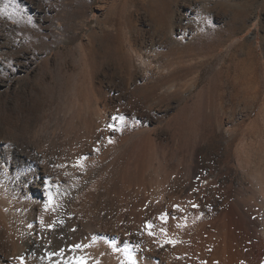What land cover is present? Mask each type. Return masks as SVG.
<instances>
[{
  "label": "rangeland",
  "instance_id": "rangeland-1",
  "mask_svg": "<svg viewBox=\"0 0 264 264\" xmlns=\"http://www.w3.org/2000/svg\"><path fill=\"white\" fill-rule=\"evenodd\" d=\"M134 4V0H0L2 157L9 159L14 144L38 137L42 141L46 139L44 142L53 138V142L63 148L65 155L61 158L67 156L65 162L61 159L60 171H64L63 175L65 172L67 176L74 175L82 185L77 198L87 194L91 200L83 208L84 217L81 216L82 221L89 223V233L92 232L87 243L96 239L108 247L111 245L115 251L122 254L124 251V256L128 254L125 257L128 261L131 257L139 264H201L212 254L209 244L214 245L218 238L209 239L201 231L209 228L206 223L210 203L215 198L227 195L226 198L241 202V213L253 212L244 214L250 215L247 220L250 219L255 231H262L264 210L255 214L257 210L246 206L259 200L255 184L258 180L264 181V0H139V4ZM145 8L150 9L154 17ZM178 21L179 28L183 27L178 33L185 31L171 43L169 33ZM146 45L147 48L152 45L150 50L157 54L154 62L160 64V75L155 74L153 78L159 83L153 94L139 92L142 98L136 97L140 102L135 100L133 106L128 96L135 87L144 86L139 76L143 65L136 52ZM127 67L140 70L129 84L125 80L122 88L118 81L115 84L113 77L121 76L117 70ZM96 87L99 88L96 90ZM118 87L125 96L120 95L122 89ZM170 87L172 90H168ZM138 91H133V96L139 95ZM141 102H144L143 113L144 109L135 106ZM97 105L102 114L112 112L119 105L120 109H116L121 114L115 110L113 116L120 114L123 121L115 119L112 125L108 123L111 127L95 124L92 113ZM101 107H107L106 112ZM183 117L187 118L186 124ZM148 133L154 143L148 142L143 156L141 146ZM109 139L111 143H119H113L114 147L108 148L110 152H104L106 156L101 158L106 159L102 167L97 163L94 167L77 166L70 171L68 159L76 149L81 151L80 158H87L89 143L93 147ZM98 156L89 160H100ZM167 191L172 199L174 197L171 200L174 212L171 210L168 215L171 221H176L172 222L176 224L173 229L168 225L158 227L155 220L152 222V214L145 213L142 218L137 212L140 208L144 211L146 206L145 211L151 210L149 204L142 206L144 202L158 205ZM111 196L117 199L119 207L115 203L116 212L110 214L108 200ZM55 197L56 200L61 198ZM229 214L234 217L232 210ZM195 215H200L203 222L195 219ZM202 223L206 227L202 228L205 226ZM147 225L151 228L147 229ZM202 245L210 250H204Z\"/></svg>",
  "mask_w": 264,
  "mask_h": 264
},
{
  "label": "bare ground",
  "instance_id": "bare-ground-1",
  "mask_svg": "<svg viewBox=\"0 0 264 264\" xmlns=\"http://www.w3.org/2000/svg\"><path fill=\"white\" fill-rule=\"evenodd\" d=\"M133 1V0H132ZM131 2V0H130ZM146 2V1H145ZM143 2V3H145ZM134 3L137 5L139 4V0H134ZM134 4V5H135ZM142 4V3H141ZM148 4V3H147ZM133 6V5H132ZM145 6V4H144ZM155 6V5H154ZM162 7V6H161ZM153 8V7H151ZM135 9V8H134ZM136 9L139 11V6ZM146 11L153 14L150 9L145 8ZM163 10V9H162ZM135 11V10H134ZM156 11V10H154ZM137 12V11H136ZM177 13V12H176ZM180 13V12H179ZM173 14V13H172ZM154 17V14L151 15ZM174 16V15H173ZM182 16V15H181ZM162 17V16H161ZM171 16L168 15L166 18H170ZM151 18V17H149ZM165 18V17H164ZM174 18V17H173ZM156 19V18H155ZM172 19V18H171ZM179 19V18H178ZM173 20V19H172ZM157 21V20H155ZM164 23V21L162 22ZM172 23V22H171ZM174 29L170 30L169 36H170V42L174 43L175 40L182 36L181 34L185 29H183L182 33H178L183 28H179L181 25L180 21L176 23ZM163 25V24H161ZM158 27V26H157ZM170 27V26H169ZM185 28V27H184ZM185 34V33H184ZM6 36V35H5ZM4 36V37H5ZM253 37V36H252ZM132 37H130L131 39ZM133 39V38H132ZM169 39V38H168ZM252 39V38H251ZM135 41V39L133 40ZM131 42V41H130ZM129 42V43H130ZM134 43V42H132ZM129 46V45H128ZM134 46V44H133ZM133 46H129L133 48ZM150 48H152V45H149ZM145 49H138L136 52L137 57L140 59L142 70L139 72V76L141 78L140 81H143L144 86L135 87L131 93L130 96H128V101L134 106L133 102L136 100V97H141V94L139 92H145L144 94L151 93L153 94L154 91L157 89L159 81L155 77V74H159L160 70V64L156 61L157 54L153 52V50H150V48ZM134 51V50H133ZM136 51V50H135ZM134 54V53H133ZM152 61H151V60ZM97 64V63H96ZM121 66V65H120ZM119 66V67H120ZM123 67V66H121ZM135 67V66H134ZM137 67V66H136ZM7 69V68H5ZM121 68H119L117 73H121V76L113 77L116 79L115 84L118 83L122 86H125V80L128 81L127 84H129V81L135 77L134 75L138 73V69H132L127 67V69L122 68V71H120ZM140 70V69H139ZM158 70V71H157ZM164 70V68H163ZM162 70V71H163ZM12 72V71H11ZM111 74V73H110ZM116 74V73H115ZM117 75V74H116ZM119 75V74H118ZM137 75V74H136ZM160 75V74H159ZM158 76V75H156ZM138 77V76H136ZM110 78V77H109ZM125 78V79H124ZM158 78V77H157ZM161 78V77H160ZM114 79V80H115ZM138 79V78H137ZM93 80V79H92ZM84 81V80H83ZM132 81V80H131ZM87 82V81H86ZM113 83V82H112ZM131 83V82H130ZM142 83V82H141ZM81 84V83H80ZM134 84V83H133ZM139 84V83H138ZM91 85V84H90ZM89 85V86H90ZM96 85V84H95ZM109 85V84H108ZM114 85V84H113ZM131 85V84H130ZM188 85V84H187ZM86 86V85H85ZM92 86V85H91ZM94 86V85H93ZM100 87V85H98ZM116 86V85H115ZM119 86V85H117ZM129 85H127L128 87ZM135 86V85H134ZM87 87V86H86ZM96 87V90L97 88ZM120 87V86H119ZM118 87V88H119ZM126 87V89H127ZM188 86H186L187 88ZM191 87V86H189ZM193 87V86H192ZM84 88V86H83ZM88 88V87H87ZM121 88V89H122ZM165 88V87H164ZM81 89V88H80ZM116 89V88H115ZM120 89V88H119ZM120 89V90H121ZM136 96L133 91L138 90ZM84 90V89H83ZM86 90V89H85ZM84 90V91H85ZM105 90V89H104ZM118 90V89H117ZM165 90V89H164ZM168 90H172L170 87ZM187 90V89H186ZM87 91V90H86ZM99 91V90H98ZM102 91V90H101ZM100 93H103L101 92ZM110 91V90H109ZM125 91V90H124ZM130 91V90H129ZM121 92V91H119ZM126 92V91H125ZM128 92V91H127ZM170 92V91H169ZM86 93V92H85ZM108 93V92H107ZM122 92L120 95H122ZM142 93V94H143ZM162 93V92H161ZM82 94V93H81ZM94 94V92H93ZM97 94V93H96ZM128 94V93H127ZM126 94V95H127ZM105 95V94H104ZM117 95V94H116ZM129 95V94H128ZM167 95V94H166ZM74 96V95H73ZM84 96H86L84 94ZM83 96V97H84ZM100 96V95H99ZM125 96V94H124ZM102 97V96H101ZM121 98V96H119ZM123 97V96H122ZM103 98V97H102ZM101 98V100H102ZM140 98V99H141ZM113 99V98H112ZM123 99V98H122ZM138 99V98H137ZM174 99V98H173ZM111 100V99H110ZM252 100V99H251ZM120 101V100H119ZM127 101V105L128 104ZM139 101V100H138ZM136 100L135 102L138 103ZM170 101V100H169ZM112 102V101H111ZM140 102V101H139ZM119 103V102H118ZM144 102H141V104H136V109L142 110ZM97 104V103H96ZM105 104V102H104ZM125 104V103H124ZM83 105V104H82ZM139 105V106H138ZM77 106V105H76ZM103 106V105H102ZM119 107V105H117ZM116 106L117 109H120ZM130 106V105H129ZM128 106V107H129ZM132 106V107H133ZM95 107V106H91ZM89 107V108H91ZM98 107V105H97ZM94 108V120L95 124L104 125L108 123H114L116 121L113 119L115 116H113V113L115 110L109 112V113H101L99 110V107ZM121 107V106H120ZM144 107V106H143ZM251 107V106H250ZM105 109L106 112V108ZM111 108V107H110ZM113 108V107H112ZM235 108V107H234ZM238 108V107H237ZM240 108V107H239ZM244 108V107H243ZM86 109V108H85ZM133 109V108H132ZM135 109V107H134ZM230 109V108H229ZM241 109V108H240ZM78 110V109H77ZM108 110V109H107ZM131 110V108H130ZM129 110V111H130ZM90 111V110H89ZM118 111V110H117ZM116 111V113H117ZM121 111V110H120ZM133 111V110H131ZM130 111V112H131ZM136 111V110H135ZM235 111V110H234ZM246 111V109H245ZM248 111V110H247ZM77 112V111H76ZM86 112V111H85ZM104 112V111H103ZM108 112V111H107ZM119 112V111H118ZM123 112V111H122ZM129 112V114H130ZM145 112L142 110L141 113ZM150 112V111H149ZM81 113V112H80ZM120 113V112H119ZM127 113V112H126ZM125 113V114H126ZM84 114V113H83ZM121 114V113H120ZM119 114V116H120ZM133 114V113H132ZM139 114V113H138ZM146 114H148L146 112ZM72 115V114H71ZM91 115V116H92ZM116 115V114H115ZM131 115V114H130ZM143 115V114H141ZM149 115V114H148ZM77 116V114H76ZM83 116V115H82ZM117 116V115H116ZM117 116V117H119ZM134 116V115H133ZM246 116V115H245ZM71 117V116H70ZM87 117V116H85ZM135 117V116H134ZM145 117V116H144ZM230 117V116H229ZM90 118V117H89ZM146 118L148 119L149 116L146 115ZM151 118V117H150ZM184 118V117H183ZM81 119V118H78ZM186 119L184 118L183 122L186 124ZM154 120V119H153ZM85 121V120H84ZM91 121V120H90ZM118 121V120H117ZM147 121V120H146ZM190 121V120H189ZM204 121V120H203ZM209 121V120H208ZM77 122V121H76ZM83 122V121H82ZM91 123V122H90ZM210 123V122H209ZM116 124V123H115ZM145 124V123H144ZM190 124V123H189ZM91 125H93L91 123ZM99 125V126H100ZM112 125V124H111ZM78 126V125H77ZM97 126V125H96ZM110 126V125H109ZM117 126V124H116ZM211 126V124H210ZM111 127V126H110ZM135 127V126H134ZM137 127V126H136ZM190 127V126H189ZM49 128V127H48ZM52 128V127H51ZM78 128V127H77ZM98 128V127H97ZM101 126L99 127V129ZM113 128V127H112ZM186 128V127H185ZM222 128V127H221ZM97 129V131L99 130ZM211 129V128H210ZM224 129V128H223ZM227 129V128H226ZM77 130V129H76ZM83 130V129H82ZM88 130V129H87ZM110 130V129H109ZM112 130V129H111ZM125 130V129H124ZM185 130V129H184ZM119 131V130H118ZM127 131H129L127 129ZM187 131V130H186ZM56 132V131H55ZM62 132V131H61ZM108 132V131H107ZM35 133V132H34ZM37 133V132H36ZM58 133V132H57ZM91 133V132H90ZM93 133V132H92ZM96 133V132H95ZM105 133V132H104ZM109 133V132H108ZM111 133V132H110ZM116 133V132H115ZM121 133V132H120ZM124 133V132H122ZM88 134V133H87ZM112 134V133H111ZM215 134V133H214ZM223 134V133H222ZM227 134V133H226ZM60 135V134H59ZM62 135V134H61ZM77 135V134H75ZM122 135V134H121ZM213 135V134H212ZM36 136V135H34ZM71 136V135H70ZM80 136V135H79ZM87 136V135H85ZM89 136V135H88ZM123 136V135H122ZM127 136V135H126ZM144 136V135H143ZM142 136V137H143ZM149 133L146 134V138H144L143 145L141 146L143 156L144 152L146 150V145L149 141L153 142L150 137ZM227 136V135H226ZM82 137V136H81ZM80 137V138H81ZM125 137V135H124ZM52 138V137H51ZM78 138V137H76ZM107 138V137H106ZM115 141L114 137H112ZM224 138V137H223ZM226 138V137H225ZM1 139V138H0ZM4 139V138H3ZM41 140H39V137L35 139L34 141H25L20 142L18 144H14L12 147V150L10 152V157L6 161L3 159L2 154L3 151L0 148V264H20V259L23 258L24 264H77L78 261H84V264H130V261H128L126 256L123 254L115 251V249L110 248L111 245L108 247L101 241H95L96 239H93L95 242L87 243V238L90 239L89 233L90 226L89 223L82 221L81 216L84 217V211L83 208L86 206L85 204H89V195H81L80 197H76L77 193L80 191L82 185L79 184L78 181H76L72 174L71 176H67L65 173L63 175V172L60 171V165H61V155H65L64 151L62 153L60 145L53 142V138H48L47 142H44L45 140L40 137ZM64 139V138H63ZM79 139V138H78ZM77 139V140H78ZM117 139V138H116ZM119 139V138H118ZM28 140V139H27ZM70 140V139H68ZM83 140V139H82ZM128 140V139H127ZM62 141V140H61ZM66 141V139H65ZM73 141V140H72ZM86 141V140H85ZM110 141V139H109ZM118 141V140H117ZM120 141V140H119ZM82 142V141H81ZM94 142V141H93ZM142 142V141H141ZM150 142V143H151ZM76 143V142H75ZM74 143V144H75ZM80 143V142H79ZM99 143V142H98ZM115 145L119 142H113ZM113 143H109L107 140L105 142L102 141L96 146H91L90 143L87 145L86 152L89 154V157H93L94 159L99 157L97 161L89 160V157L87 158H80L81 151L77 150L72 153L70 159L68 161L71 163L70 171L75 169L74 165H77V162L80 161L83 166L85 167H94L95 165L100 164L104 162V159H102V155L106 154V150L109 151L110 148L114 147ZM121 143V142H120ZM123 143V142H122ZM154 143V142H153ZM82 144V143H81ZM94 144H97L94 143ZM93 145V144H92ZM118 145V144H117ZM154 145V144H153ZM68 146V145H67ZM75 146V145H74ZM149 146V144H148ZM151 146V145H150ZM71 147V146H70ZM81 147V146H80ZM205 147V146H204ZM66 148V147H65ZM68 148V147H67ZM109 148V149H108ZM119 148V147H118ZM125 148V147H124ZM248 148V147H247ZM117 149V148H116ZM123 149V148H122ZM207 149V148H206ZM245 149V148H244ZM120 150V149H119ZM102 151V153H100ZM107 151V152H108ZM117 151V150H116ZM121 151V150H120ZM250 150H248L249 152ZM106 152V153H107ZM110 152V151H109ZM149 152V151H148ZM247 152V151H246ZM253 152V150H252ZM104 153V154H103ZM118 153V152H117ZM122 153V151H121ZM138 153V152H137ZM147 153V152H146ZM207 153V152H206ZM245 153V152H244ZM140 154V153H139ZM249 154V153H248ZM8 155V154H7ZM62 155V157H63ZM108 155V154H107ZM120 155V154H119ZM205 155V153H204ZM251 155V154H250ZM140 156V155H138ZM141 157V159L143 158ZM83 157V155H82ZM116 157V156H115ZM114 157V158H115ZM67 156H65V159ZM137 158V157H136ZM140 158V157H139ZM147 158V157H146ZM245 158V157H244ZM64 159V158H63ZM62 159V160H63ZM64 159V162H65ZM91 159V158H90ZM117 158H115L116 160ZM122 159V157L120 158ZM119 159V160H120ZM103 160V161H102ZM242 160V159H241ZM67 161V160H66ZM122 161V160H121ZM135 161V160H134ZM138 161V160H137ZM199 161V160H198ZM63 164H66L64 163ZM237 162V160H236ZM246 162V161H245ZM118 163V162H117ZM135 163V162H134ZM142 163V161L140 162ZM200 163V162H199ZM238 163V162H237ZM116 165V163H114ZM132 164V162H130ZM139 164V163H138ZM49 165H52L49 166ZM119 165V164H118ZM121 165V164H120ZM141 165V164H140ZM148 165V164H147ZM243 165V164H242ZM241 165V166H242ZM251 165V164H250ZM111 166V165H110ZM124 166V165H123ZM244 166V165H243ZM106 167V166H105ZM253 167V166H252ZM113 169V167H111ZM148 168V167H147ZM244 168V167H243ZM254 168V167H253ZM259 168V167H258ZM62 169V168H61ZM103 169H106L103 167ZM126 169V168H124ZM140 169V167H139ZM197 169V168H196ZM257 169V168H256ZM264 169V168H263ZM66 170V169H65ZM115 170V169H114ZM113 170V171H114ZM262 170V169H261ZM99 171V170H98ZM109 171V170H108ZM147 171V170H146ZM189 171V170H188ZM248 171V170H247ZM252 171V169H251ZM61 172V173H60ZM103 172V171H102ZM105 172V170H104ZM103 172V173H104ZM119 172V171H118ZM124 172V171H123ZM130 172V171H129ZM160 172V171H159ZM246 172V170H245ZM244 172V173H245ZM253 172V171H252ZM256 172V171H255ZM259 174V171H257ZM256 172V173H257ZM82 173V172H81ZM99 173V172H98ZM108 173V172H107ZM106 173V174H107ZM112 173V172H111ZM109 172V174H111ZM156 173V172H155ZM101 174V173H100ZM122 174V173H121ZM126 174V173H125ZM132 174V172H131ZM135 174V173H134ZM69 175V174H68ZM128 175V174H127ZM260 175V174H259ZM118 176V175H117ZM189 176V175H188ZM57 177V179L55 178ZM121 177V176H120ZM126 177V175H125ZM206 177V176H205ZM245 177V176H244ZM250 177V176H249ZM255 177V175H254ZM55 178V179H54ZM104 178V177H103ZM159 178V177H158ZM158 178L156 180H158ZM100 179V178H98ZM102 179V178H101ZM100 179V180H101ZM119 179V178H118ZM128 179V177H127ZM147 179V178H146ZM160 179V178H159ZM163 179V177L161 178ZM160 179V180H161ZM243 179V178H242ZM251 179V177H250ZM110 180V179H109ZM166 180H168L166 178ZM188 180V179H187ZM193 180V179H192ZM198 180V179H197ZM252 180V179H251ZM258 180V179H257ZM92 181V180H91ZM94 181V180H93ZM96 181V180H95ZM98 181V180H97ZM103 181V180H102ZM170 181V180H168ZM195 182H198L196 180H193ZM224 181V180H223ZM245 181V180H244ZM109 182V181H108ZM162 182V181H161ZM115 183V182H114ZM163 183V182H162ZM167 183V182H165ZM186 183V182H185ZM199 183V182H198ZM214 183V182H211ZM225 183V182H224ZM229 183V182H228ZM227 183V184H228ZM249 183V182H248ZM254 183V182H253ZM110 184V183H109ZM123 184V183H122ZM154 184V183H153ZM195 184V183H194ZM255 184V183H254ZM98 185V184H97ZM151 185V183H150ZM157 185V184H156ZM154 184V186H156ZM160 185V184H159ZM168 185V183H167ZM183 185V184H182ZM187 185V183H186ZM202 185V184H201ZM232 185V184H231ZM110 186V185H109ZM120 186V185H119ZM129 186V185H128ZM153 186V185H152ZM166 186V185H165ZM198 186V185H196ZM195 186V187H196ZM218 186V185H217ZM161 187V186H160ZM167 187V186H166ZM223 187V186H222ZM231 187V186H230ZM250 187V186H249ZM255 187H257V190L259 192V200L255 201L253 200L252 203L249 202V204L246 206L248 209L254 208L256 211L255 214H259L260 211L264 210V181H257L255 184ZM156 188V187H155ZM194 188V187H193ZM232 188V187H231ZM95 189V188H94ZM110 189V188H109ZM127 189V188H126ZM131 189V188H130ZM158 189V188H157ZM226 189V188H225ZM229 189V188H228ZM251 189V188H250ZM253 189V188H252ZM106 190V189H105ZM122 190V189H121ZM124 190V189H123ZM152 190V189H151ZM162 190V189H161ZM181 190V189H180ZM210 190V189H209ZM218 190V189H217ZM125 191V190H124ZM155 191V190H153ZM159 191V189H158ZM165 191V190H164ZM195 191V190H194ZM49 192L52 193V197L54 200V204L50 206L48 209H45V205L49 202ZM106 192V191H105ZM120 192V191H119ZM123 192V191H122ZM131 192V191H130ZM143 192H145L143 190ZM147 192V191H146ZM174 192V191H170ZM226 192V191H225ZM134 193V192H133ZM161 193V192H159ZM176 193V192H175ZM240 193V192H239ZM238 193V195H239ZM252 193V191H251ZM141 194V193H140ZM174 194V193H173ZM226 194V193H225ZM249 194V193H248ZM56 195L60 196L61 198L59 200H56ZM147 195V194H146ZM144 195V196H146ZM152 195V194H151ZM160 195V194H159ZM163 195V194H162ZM241 195V194H240ZM244 195V194H243ZM250 195V194H249ZM252 195V194H251ZM108 196V194H107ZM110 196V195H109ZM108 196V197H109ZM120 196H122L120 194ZM139 196V194H138ZM141 196V195H140ZM142 196V198L144 197ZM161 196V195H160ZM158 196V197H160ZM164 198L157 202V204L150 205V203L144 202V205L149 204L151 206L148 208V212L145 211L146 209H143L144 211L137 210L140 217L142 215H145L147 213L148 216L152 214V222H157L159 225L158 227L165 225V227L168 225L169 227H172L176 221H171L173 219H170L168 215L171 213V210L173 211V208L171 209V206L173 205L172 201L173 199L170 197L169 191H167V195L164 194ZM190 196V195H189ZM198 196V195H197ZM212 196V195H211ZM227 196V195H225ZM218 197L215 198L210 203V214L209 216V222L206 223L208 227L205 229H202V233L205 232L209 239L213 236H217L214 245L210 243V248H213L212 254L209 256L208 261L204 262L207 257V253L203 257H201L202 261L204 263L201 264H264V221L262 223V231L258 232L255 231L252 228V225L250 224L249 220H247V217L250 218V215H245L240 211V205L237 202H234L236 200H230L228 198ZM246 196V195H245ZM104 197V196H103ZM112 197V196H111ZM119 197V196H118ZM148 197V196H147ZM154 197V196H153ZM240 197V196H238ZM253 197V196H252ZM99 198V197H98ZM97 198V199H98ZM127 198V197H126ZM145 198V197H144ZM150 198V197H149ZM191 198V197H190ZM213 198V197H212ZM232 199V197H230ZM246 198V197H245ZM103 199V198H102ZM109 199V198H108ZM115 199V197H114ZM113 197L108 200V210L111 214V211H114V205L116 203L117 205V199L114 201ZM120 199V198H119ZM123 199V197H122ZM134 199V198H133ZM151 199V198H150ZM148 199V200H150ZM157 199V198H156ZM178 199V198H177ZM180 199V198H179ZM182 199V198H181ZM185 199V198H184ZM189 199V198H188ZM195 199V198H194ZM210 199V198H209ZM248 199V198H247ZM251 199V198H250ZM254 199V198H253ZM129 200V199H128ZM127 200V201H128ZM131 200V199H130ZM145 200V201H148ZM203 200V199H202ZM177 201V200H176ZM197 201V200H196ZM101 202V201H100ZM99 202V203H100ZM182 202V201H181ZM192 202V201H191ZM205 202V201H204ZM197 203V202H196ZM246 203V202H245ZM133 204V203H132ZM177 204V203H176ZM199 204V203H197ZM243 204V203H242ZM115 205V206H116ZM125 205V204H124ZM127 205V204H126ZM118 206V205H117ZM141 206V207H142ZM191 206V205H190ZM194 206V205H193ZM119 207V206H118ZM173 207V206H172ZM113 208V209H112ZM137 208V207H136ZM138 208V209H139ZM144 208V207H142ZM177 208V207H176ZM196 208V207H195ZM117 209V208H116ZM178 209V208H177ZM176 209V210H177ZM186 209V208H185ZM184 209V210H185ZM189 209V208H187ZM202 209V208H201ZM248 209H246L248 211ZM128 210V209H127ZM230 210L234 212V217L230 216ZM243 210V208H242ZM252 210V209H251ZM245 211V210H244ZM116 212V211H114ZM151 212V213H149ZM174 212V211H173ZM172 212V213H173ZM251 212V211H248ZM247 212V213H248ZM128 213V212H127ZM195 213V212H194ZM193 213V214H194ZM208 213V212H207ZM246 213V214H247ZM253 213V212H251ZM119 214V212H118ZM129 214V213H128ZM199 214V212H198ZM203 214V213H202ZM250 214V213H248ZM88 215V214H87ZM92 215V214H90ZM89 215V216H90ZM117 214L113 215L114 217ZM137 215V214H136ZM146 215V217H147ZM253 215V214H251ZM119 216V215H118ZM129 216V215H128ZM164 217L165 219L162 220L161 217ZM190 216V215H189ZM197 216V218L195 217ZM195 219H198L200 221V215H195ZM199 216V217H198ZM203 216V215H202ZM106 217V216H105ZM144 217V218H146ZM193 217V219H194ZM204 217V216H203ZM207 217V216H206ZM252 217V216H251ZM112 218V217H111ZM110 218V219H111ZM117 218V216H116ZM143 218V217H142ZM150 217V219H152ZM91 219V218H90ZM141 219V218H140ZM149 219V220H150ZM194 219V220H195ZM206 219V218H205ZM204 219V220H205ZM260 219V218H259ZM89 220V219H86ZM92 220V219H91ZM120 220V219H119ZM142 220V219H141ZM148 220V219H147ZM262 220V219H261ZM110 221V220H108ZM112 221V220H111ZM128 221V220H127ZM131 220H129L130 222ZM197 221V220H195ZM197 221V222H198ZM203 222V218L201 220ZM200 221V222H201ZM113 222V221H112ZM174 222V223H172ZM184 222V221H183ZM196 222V223H197ZM136 223V222H134ZM192 223V220L191 222ZM114 224V223H113ZM125 224V223H124ZM127 224V222H126ZM139 224V223H138ZM148 224V223H147ZM172 224V225H171ZM184 224V223H183ZM186 224V223H185ZM184 224V225H185ZM253 224V223H252ZM129 225V224H128ZM140 225V224H139ZM190 225V224H188ZM103 226V225H102ZM105 226V225H104ZM194 226V225H192ZM197 226V225H196ZM260 226V227H261ZM96 227V226H95ZM108 227V226H107ZM133 227V226H132ZM164 227V226H163ZM187 227V226H186ZM135 228V227H134ZM157 228V227H156ZM188 228V227H187ZM186 228V229H187ZM104 229V228H103ZM121 229V228H120ZM139 229V228H138ZM148 229V228H147ZM176 228L174 229V231ZM178 230V229H177ZM192 230V229H191ZM205 230V231H203ZM261 230V229H260ZM164 232V230H161V232ZM168 231V230H167ZM170 231V230H169ZM168 231V232H169ZM173 231V230H172ZM179 231V230H178ZM99 232V230H98ZM106 232V231H105ZM116 232V231H115ZM120 232V231H119ZM177 232V231H176ZM189 232V231H188ZM94 233V232H93ZM102 233V232H101ZM108 233V232H107ZM134 233V232H133ZM155 233H157L155 231ZM175 233V232H174ZM89 234V235H88ZM115 234V233H113ZM154 234V233H153ZM166 234V233H165ZM192 234V231L191 233ZM189 234V235H190ZM201 234V233H200ZM204 234V235H205ZM129 235V234H128ZM136 235V234H135ZM203 235V234H202ZM203 235V236H204ZM89 236V237H88ZM160 236V235H159ZM95 237V236H94ZM140 237V236H139ZM191 237V235H190ZM206 237V236H204ZM203 237V238H204ZM207 237V238H208ZM129 238V237H128ZM137 238V237H136ZM145 238V237H144ZM143 238V239H144ZM164 238V236H163ZM166 238H168L166 236ZM165 238V239H166ZM170 238V237H169ZM216 238V237H215ZM113 239V238H112ZM146 239V238H145ZM149 239V238H148ZM157 239V238H156ZM187 239V238H186ZM189 239V238H188ZM187 239V240H188ZM202 239V238H201ZM214 239V238H213ZM87 240V241H86ZM154 240V239H153ZM172 240V239H171ZM177 240V239H176ZM175 240V241H176ZM203 240V239H202ZM200 241V243L202 242ZM206 241V239H204ZM91 241V240H90ZM191 241V239H190ZM189 241V242H190ZM168 242V241H165ZM170 242V241H169ZM204 242V241H203ZM205 242V243H207ZM213 242V241H212ZM141 243V242H140ZM160 243V242H159ZM162 243L163 240H162ZM199 243V244H200ZM202 244V243H201ZM204 244V243H203ZM127 245V244H126ZM147 245V244H146ZM173 245V244H172ZM141 246V245H140ZM171 246V244H170ZM179 246V245H178ZM198 246V245H197ZM199 245L198 247H200ZM213 246V247H212ZM160 247V246H159ZM177 247V246H176ZM197 247V248H198ZM203 249L207 250L209 248H206V246H203ZM201 247V248H202ZM119 248V247H118ZM147 248V246H146ZM178 248V247H177ZM180 248V246H179ZM122 249V248H121ZM125 249V248H124ZM176 249V248H175ZM202 249V250H203ZM131 250V249H130ZM134 250V249H133ZM148 250V249H147ZM170 250V249H169ZM201 251V249H199ZM198 250V251H199ZM203 250V251H204ZM210 250V249H209ZM127 251V250H126ZM180 251V250H179ZM195 252V250H194ZM211 253L210 251H208ZM154 253V252H153ZM134 253H132L133 255ZM142 254V253H141ZM146 254V253H145ZM204 254V252H202ZM139 255V254H138ZM154 255V254H153ZM179 255V254H178ZM209 255V254H208ZM131 256V255H130ZM140 256V255H139ZM162 257V254L160 255ZM196 256V255H195ZM129 257V256H128ZM141 257V256H140ZM165 257V256H164ZM169 257V256H168ZM167 257V258H168ZM181 257V255H180ZM184 257V256H183ZM198 257V256H197ZM135 258V256H134ZM138 258V257H137ZM139 259V258H138ZM163 259V258H162ZM200 259V262H202ZM140 260V259H139ZM142 260V259H141ZM146 260V259H145ZM182 260V259H181ZM184 260V259H183ZM137 261V260H136ZM135 261V264H139ZM186 261V260H185ZM189 261V260H188ZM142 263V262H141ZM166 263V261H165ZM192 263V262H191ZM150 264V263H149Z\"/></svg>",
  "mask_w": 264,
  "mask_h": 264
},
{
  "label": "snow or ice",
  "instance_id": "snow-or-ice-1",
  "mask_svg": "<svg viewBox=\"0 0 264 264\" xmlns=\"http://www.w3.org/2000/svg\"><path fill=\"white\" fill-rule=\"evenodd\" d=\"M113 119H119L120 121H123V117H114ZM116 129L113 128V131H115ZM109 143H111V141H109ZM74 166H80L82 167V163L80 161L77 162V165H74ZM54 204V200H53V197H52V193L49 192V202L48 204L45 205V209H48L50 206H52ZM162 220H164L165 218L162 216L161 217ZM147 228H151V225H147L146 226ZM149 235H152L151 231H149ZM20 259V264H24V260L23 258H19ZM130 260V264H135V260H133L131 257L129 258ZM77 264H84V261H78Z\"/></svg>",
  "mask_w": 264,
  "mask_h": 264
}]
</instances>
